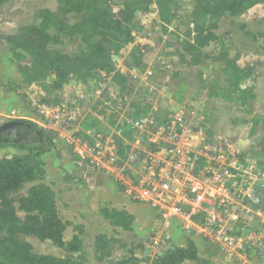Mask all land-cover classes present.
Returning <instances> with one entry per match:
<instances>
[{
    "label": "rangeland",
    "instance_id": "obj_1",
    "mask_svg": "<svg viewBox=\"0 0 264 264\" xmlns=\"http://www.w3.org/2000/svg\"><path fill=\"white\" fill-rule=\"evenodd\" d=\"M112 1L117 10L128 0ZM195 7V0H175L171 7L175 14L165 31L158 19L155 4H150L145 12L135 13L133 40L124 44L111 58L114 69L127 78L124 91H120L119 86L110 80V74L102 71L98 72L102 80L101 88L94 93H87L85 84L75 81L54 89L48 82L14 80L21 76L16 65L30 64L31 57L23 53L20 60H13L8 44L0 40V123L9 118L29 119L43 129L52 131L56 144V149L40 155L44 162V175L36 181L23 184L16 195L26 194L32 184L42 182L49 185L54 192L58 216L67 224L63 233L65 242L69 241L66 239L71 232L76 233V227L84 235L85 225L87 238L90 239L93 233L103 228L101 221L104 219L95 210L96 207L124 204V196L138 202L132 207L138 221L147 219L146 224L136 232V235L141 233L138 243L131 242L124 247L112 244L110 256L102 260L107 261L106 264L128 257L129 253L138 257L140 264H150L153 258L164 254L171 247L179 243L185 245L191 239L190 235H194L199 248L204 241L211 240L218 251L235 259L238 253L245 252L253 264H264V225L261 224V219H264V159L248 155L236 147L234 141L210 133L204 118L213 113L212 107L206 106L208 100L202 99L200 94L201 89L211 86V81L204 84L196 80L230 78L232 68L217 57L235 45L236 60L243 59L240 60L243 66L255 67L249 79H264V3L239 16H219L217 8L203 6L199 9V16L193 17ZM41 8L56 12L58 3L56 0H8L0 7V34L16 32L20 23H38L37 14ZM79 18L76 14L63 15L69 24L78 22ZM209 33H219V36L203 48L207 57L198 65H192L191 56L182 49L181 41H193L194 37ZM97 39L91 28L86 27L74 35L65 34L58 44L48 47L72 55L80 50H90ZM226 44L230 46L226 47ZM134 57L141 59L139 66L132 63ZM207 71L210 74H206ZM110 83L118 87L117 93L110 89ZM227 86L225 81V90L218 94L224 101L223 105L230 106V110H244L245 105L252 100L246 101L245 94V100L241 103L237 100L236 92L227 91ZM42 99L50 103L44 104ZM135 107L144 108L146 117L151 121L142 132L145 142L130 144L135 153H145L150 143L153 149L161 147V144L151 142L159 141V135L153 129L156 121L160 129L168 114L179 113L184 119L185 131L179 142L183 153L181 165L178 164L176 171L177 180H172L163 200L144 194L143 190L147 188L145 173L138 167V161L119 165L109 155L90 156L89 147L75 137L80 129V120L87 115L97 114L96 117L103 123L113 117L117 124H122L130 120V114L137 109ZM136 135L139 136V132ZM206 143H218L221 146L222 161L225 163L223 167L234 165L246 169L249 161L253 164L250 180L254 188L253 199H246L241 205H236L234 186L225 184L221 188L209 180L205 181L209 190L206 196L208 201L183 204L180 192L183 190L185 193V177L203 179L206 176L207 157L200 152ZM25 153L26 150L15 146L0 149V157ZM230 169L236 173L235 168ZM64 172L75 178L64 182ZM129 176L135 183L128 179ZM106 182L109 184L102 189L99 187L98 190L94 188V191H90L94 184L104 185ZM81 196L83 212L79 210ZM244 206L251 208L249 212ZM16 213L21 218L24 215L20 210ZM244 213L248 215L243 217ZM203 227H209V232ZM176 230L180 231L179 238L173 243L170 233ZM258 237L262 240L261 244L256 241ZM25 239L31 244L34 253L54 256L66 253L65 249L54 246L49 240L39 241L35 237ZM91 248L90 242L86 241L85 246L82 244V254L86 257Z\"/></svg>",
    "mask_w": 264,
    "mask_h": 264
},
{
    "label": "trees",
    "instance_id": "obj_2",
    "mask_svg": "<svg viewBox=\"0 0 264 264\" xmlns=\"http://www.w3.org/2000/svg\"><path fill=\"white\" fill-rule=\"evenodd\" d=\"M7 1L0 0V7ZM56 2L58 11L41 8L37 14L38 23L19 25L14 33L0 34V40L8 44L13 60H20L23 53L31 57L30 64L16 65L23 82H48L57 89L70 81H75L84 83L87 93H94L101 88L102 80L98 75L100 71L110 74V80L119 86L120 91L125 90L127 78L114 69L111 58L124 44L133 40L132 24L136 11L145 12L150 4H155L164 31L175 14L171 9L175 0H128L117 7V10L114 9L115 4L112 0H56ZM263 3L264 0H195L196 7L192 15L198 17L199 9L206 6L211 9L217 8L219 16L224 14L239 16ZM68 14L79 15V21L69 24L63 19V15ZM86 27H90L98 37L90 50H80L71 55L48 47L50 44H58L65 34L74 35ZM216 39L215 33L194 37L193 41H181L182 49L190 54V63L198 65L207 57L202 51L203 48ZM217 59L232 68L231 77L227 79V91L236 92L237 100L241 103L245 100L243 97L245 94L246 101L253 100L255 95L252 91L240 88V84L250 78L254 65L238 66L235 59H229L224 52L220 53ZM132 63L139 66L141 59L134 57ZM42 102L50 103L47 99H42ZM145 116L146 110L142 107H138L135 113L130 114L134 121ZM79 127V131L75 133L76 139L88 147H93L99 135L110 136L116 148L117 164L121 165L128 160L130 144L136 139L131 123L123 121L122 124H117L113 117L108 119L107 123H103L101 119L90 114L80 120ZM54 139L52 131L43 129L29 119L9 118L0 123V149L15 146L27 151L25 154L0 157V264L86 263V258L81 252L83 232L76 227L77 231L72 238L68 242L64 241L63 233L67 224L58 216L54 192L49 185L42 182L32 184L26 194L16 195L23 184L36 181L44 175V162L40 155L56 149ZM140 142H145L142 136ZM148 150H154L151 143ZM253 150L257 154H264V137L254 145ZM73 178L75 177L64 172V182L68 183ZM17 210L23 212L22 218L17 215ZM99 213L111 226L124 230H130L134 221L133 215L125 210L100 206ZM25 237H35L39 241L49 240L54 246L64 248L69 255L59 257L34 253ZM115 243L124 247V243L113 237L103 233L97 234L94 238L95 259L102 261L109 257L111 245ZM72 253H77V256H73ZM186 260L199 264L205 262L198 257L197 248L191 240L184 246H174L164 254L156 256L150 264H182ZM140 262L138 257L129 253L128 257L121 258L115 264Z\"/></svg>",
    "mask_w": 264,
    "mask_h": 264
},
{
    "label": "crops",
    "instance_id": "obj_3",
    "mask_svg": "<svg viewBox=\"0 0 264 264\" xmlns=\"http://www.w3.org/2000/svg\"><path fill=\"white\" fill-rule=\"evenodd\" d=\"M19 25H21V23L18 24V26ZM215 35L218 37L219 33H215ZM225 46L229 47L230 45L226 44ZM222 52L226 53L229 59H235V62L237 63L238 66H243L240 61L243 59L236 60V55H237L236 45L234 48H230L226 50V52L225 51ZM145 62L147 63V61H144L143 63ZM206 74H210V72L207 71ZM20 78L21 76L19 77V79H14V80H22ZM196 80L197 81L200 80L204 84L211 81L210 84L211 86L207 85L206 87L201 89V94H200L202 99L208 100L206 106L212 107L211 112L213 113H211L206 118H204L207 123V128H209L210 130V133L224 140H228V141L230 140L231 142L234 141L236 143V147H238L243 152H246L248 155H252L253 157L264 159V154H257L253 150L254 145H256L258 141H260L264 137V79H247L244 83L240 84V88L242 89L248 88L255 95V98L250 103L245 105L244 110H240L237 108H232L234 110H230V106H228L227 104H225L224 106L223 105L224 101L219 98L218 95L219 91L222 93L225 90L223 88H224V83L225 81H227V79H196ZM109 87L111 90L115 91L116 93L118 92L117 90H119L117 89L118 87L112 83H110ZM111 90H109V92H111ZM93 115L96 116L97 114H93ZM263 174H264V170H263ZM76 179H80V178H76ZM107 184L109 183L106 182L104 183V185L96 183L94 184V187L90 189V191L91 190L94 191V188H97L96 190H98L99 187H101L102 189V187H105ZM124 197L126 198L125 199L126 202L124 204L109 205V206L105 204L104 206L108 207L109 209L125 210L130 214H132L134 217V221L132 223L131 229L124 230L121 227L111 226L108 223V221L103 218L105 220V221L104 220L101 221L103 224L102 225L103 228L98 229L97 232L93 233L89 239L87 238L86 225H85L84 235L81 236L83 242L82 244L85 246L87 241L90 242V244L92 245L90 252L86 254L85 264L107 263V261H97L95 259L94 238L99 233H103L108 237H113L124 243V245L129 244L131 242H134L136 244L140 240L141 233L139 232L138 235H136L137 234L136 232L138 231V229H140L142 226L146 224L147 219L138 221V216H136L134 211H132V207H134L133 205H135L134 203H138V202L130 199L127 196ZM80 199L81 200L79 202V210L83 212L82 209L83 205L80 204L81 202L83 203L82 196L80 197ZM102 201L105 202L104 200ZM99 208L97 209L96 207L95 209L98 213H99ZM246 215H248V213L247 214L244 213L243 217ZM179 232H180L179 230H176L175 232L170 233V236L173 238L172 241L173 243L175 240L179 238L178 237ZM73 235L74 233L71 232L67 236L68 238L66 239V241L70 240ZM193 236L194 235H190L191 239L189 240H191L195 244L197 248L198 257L201 260L205 261L204 263L201 264H253L250 256L245 254V252L243 254L238 253L235 259L233 258V256L226 254L223 251L221 252L218 251V248L214 245V242L211 240L204 241L203 244L201 245V248H199L196 239ZM179 244L176 246H184L183 244L180 245ZM67 254H68L67 252L64 254L60 253L59 257H64ZM72 255L77 256V253H72ZM120 259L121 258L116 260L118 261ZM117 261L115 262L112 261L111 264H115ZM182 264H199V263L195 261L186 260Z\"/></svg>",
    "mask_w": 264,
    "mask_h": 264
},
{
    "label": "built area",
    "instance_id": "obj_4",
    "mask_svg": "<svg viewBox=\"0 0 264 264\" xmlns=\"http://www.w3.org/2000/svg\"><path fill=\"white\" fill-rule=\"evenodd\" d=\"M126 122L132 124L135 134H138L139 132V136L136 135V139L133 143L140 142V136H143L142 132L144 127L151 124L150 119L146 116L135 121L130 118V120ZM184 131L185 127L182 115L179 113L168 114V117L163 121L160 129L159 126L156 128V133L159 135V141H151L153 144H161V147L154 150H147L145 153H141L140 151L135 153L130 148L128 160L123 163L128 162L131 164L133 161L139 162L138 167L145 173L144 181L146 182L147 187L143 190L145 195L147 194L154 199L163 200L167 191L170 189L172 180H177L176 171L178 166L181 165L180 159L183 155L182 149L179 147V142ZM89 151L90 156L93 154L109 155L110 158L117 159L116 148L110 136L104 137L99 135L95 145L89 147ZM200 152L204 157H207V165L205 166L206 176L203 179H197L193 176L185 177V182L183 180L185 193L183 190L180 192L183 204L186 205L194 202L200 204L202 201L207 200L206 196H208L209 190L205 181L209 180L219 184L221 188H223V185L225 184H231V186H234L236 189V205H241L246 199H253L254 188L253 182L250 181L252 179L251 168L253 167V164L250 163V161L246 169H243L240 166L235 167L234 165L231 167L228 166L227 168L223 167L225 163L222 161L223 156L221 154V146L218 143H206L202 146ZM211 162H213V164H211ZM230 168H235L236 173ZM128 179L132 181V183H135L132 177H128ZM243 208L248 212L249 209H251L246 208L245 206ZM261 222V224L264 225V219H261ZM209 227H203V229L209 232ZM256 241H258V244H261L262 242L259 237L256 238ZM260 250L263 249L260 248ZM262 252L264 255V250Z\"/></svg>",
    "mask_w": 264,
    "mask_h": 264
},
{
    "label": "water",
    "instance_id": "obj_5",
    "mask_svg": "<svg viewBox=\"0 0 264 264\" xmlns=\"http://www.w3.org/2000/svg\"><path fill=\"white\" fill-rule=\"evenodd\" d=\"M135 13H137V11H136ZM157 123H158V121H156V123H155V125H154V127H153L154 130H155L156 127H157Z\"/></svg>",
    "mask_w": 264,
    "mask_h": 264
}]
</instances>
